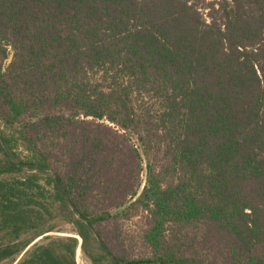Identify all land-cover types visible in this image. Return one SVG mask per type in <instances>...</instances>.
I'll use <instances>...</instances> for the list:
<instances>
[{"label":"trees","instance_id":"trees-1","mask_svg":"<svg viewBox=\"0 0 264 264\" xmlns=\"http://www.w3.org/2000/svg\"><path fill=\"white\" fill-rule=\"evenodd\" d=\"M96 121L136 146L131 204H104L115 131ZM134 206L150 258L101 231ZM210 232L222 260L193 251ZM78 249L264 264V0H0V264H78Z\"/></svg>","mask_w":264,"mask_h":264},{"label":"rangeland","instance_id":"rangeland-1","mask_svg":"<svg viewBox=\"0 0 264 264\" xmlns=\"http://www.w3.org/2000/svg\"><path fill=\"white\" fill-rule=\"evenodd\" d=\"M13 59V54L11 59H6L4 62L9 64ZM82 119V118H81ZM91 122V121H90ZM97 124L104 123L111 127L113 131L106 133V137L110 140L109 147H113V154L115 155L114 165L110 168L104 166V170L108 169V173L105 174L103 179L104 184L110 185L111 194L104 195V204H111L113 200H119L121 198H126L130 200L128 204L132 203L134 200L129 199L131 196L127 194L130 187L134 181L136 168L133 167V161L129 157L130 152L127 148L136 146L129 142L126 143L123 138V132L115 128L113 125L107 123L106 121H96ZM119 135V136H118ZM114 144V145H112ZM128 151V152H127ZM126 154H125V153ZM59 163L61 169H64V162L62 152H58ZM106 160H109V156L105 153ZM142 168H145V162L142 164ZM140 185L142 186L145 181L144 171L139 174ZM140 186V188H141ZM139 188V191H140ZM138 191V193H139ZM103 200V195L101 196ZM149 228V218L143 208L140 206H134L129 210L126 216L118 217L114 220L107 222L103 228L102 232L107 242L109 243L113 252L117 255L128 256L135 259L140 258H150L152 257V248L146 243L144 235ZM54 235L69 236L71 231L69 226H67L63 232L52 233ZM193 251L198 255H205L211 260H222L221 253H224V239L223 235L218 232H210L206 236H200L193 242ZM204 257V256H201ZM77 263L78 264H90L86 258L82 255L80 249L77 251Z\"/></svg>","mask_w":264,"mask_h":264},{"label":"water","instance_id":"water-1","mask_svg":"<svg viewBox=\"0 0 264 264\" xmlns=\"http://www.w3.org/2000/svg\"><path fill=\"white\" fill-rule=\"evenodd\" d=\"M11 57H12V52H11V54H10V56H9V60L11 59Z\"/></svg>","mask_w":264,"mask_h":264}]
</instances>
